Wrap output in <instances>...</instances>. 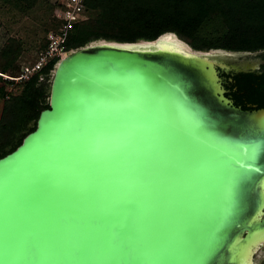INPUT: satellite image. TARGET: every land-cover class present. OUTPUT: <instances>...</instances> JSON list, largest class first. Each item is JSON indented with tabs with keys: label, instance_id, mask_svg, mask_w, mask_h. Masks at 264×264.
<instances>
[{
	"label": "water",
	"instance_id": "95a60500",
	"mask_svg": "<svg viewBox=\"0 0 264 264\" xmlns=\"http://www.w3.org/2000/svg\"><path fill=\"white\" fill-rule=\"evenodd\" d=\"M132 44L56 63L0 158V264H244L264 235V108L225 96L234 65Z\"/></svg>",
	"mask_w": 264,
	"mask_h": 264
},
{
	"label": "trees",
	"instance_id": "16d2710c",
	"mask_svg": "<svg viewBox=\"0 0 264 264\" xmlns=\"http://www.w3.org/2000/svg\"><path fill=\"white\" fill-rule=\"evenodd\" d=\"M38 1L14 0L26 9H32ZM82 4L86 19L71 32L66 42L67 51L98 40L151 42L168 33L176 35L195 51L264 50V0H157L155 4L145 0H82ZM61 9V0H58L53 19ZM47 33L34 60L21 67L16 64L18 53L15 55L9 49L2 52L10 58L0 70V95L4 98L0 118V158L21 144L35 129L39 113L48 109L50 82L58 59L48 62L26 81L16 84L3 78H17L23 67L38 60L47 47ZM226 77L230 79L226 97L233 100L236 107L242 110L264 108V75L255 78L249 73L228 74ZM236 86L240 94L234 92Z\"/></svg>",
	"mask_w": 264,
	"mask_h": 264
},
{
	"label": "rangeland",
	"instance_id": "374dc122",
	"mask_svg": "<svg viewBox=\"0 0 264 264\" xmlns=\"http://www.w3.org/2000/svg\"><path fill=\"white\" fill-rule=\"evenodd\" d=\"M145 1L152 4L157 2V0ZM56 2L58 0H39L32 9H26L14 0H9L7 3L0 2V70L10 58V56H3L2 52L5 49H9L15 55L18 53L16 64L19 67L34 60L40 45L44 43L46 33L54 27L53 10ZM175 37L180 40L176 35ZM103 41L90 42L86 46L96 45ZM181 42L186 50L195 51L187 43ZM70 52L72 51L68 53ZM201 53L227 65L252 64L257 66L260 63V59L251 55L247 56L248 54H234L235 52L224 50H209ZM253 264H264V246L259 251H255Z\"/></svg>",
	"mask_w": 264,
	"mask_h": 264
},
{
	"label": "built area",
	"instance_id": "2783aa9c",
	"mask_svg": "<svg viewBox=\"0 0 264 264\" xmlns=\"http://www.w3.org/2000/svg\"><path fill=\"white\" fill-rule=\"evenodd\" d=\"M62 9L54 16V27L47 33V47L39 54L38 60L31 66L23 67L17 78L4 79L14 82L28 80L32 75L41 71L48 62L64 57L69 51L66 50V42L75 26L86 19L82 0H61Z\"/></svg>",
	"mask_w": 264,
	"mask_h": 264
},
{
	"label": "bare ground",
	"instance_id": "6f19581e",
	"mask_svg": "<svg viewBox=\"0 0 264 264\" xmlns=\"http://www.w3.org/2000/svg\"><path fill=\"white\" fill-rule=\"evenodd\" d=\"M130 49L134 50H163V51H169V52H176L183 54L184 56H192L195 53H192L184 48V45L180 40H178L173 34H164L158 40H156L154 43H136L132 44L131 46H128ZM205 58L215 64H219L220 66H225L227 69V64L224 62H218L216 60H213V58H209L208 55H204ZM235 70H237V67H234ZM261 240H264V235L258 239H256L255 242H253L247 249L245 253L244 258V264H253L252 263V255L256 251L257 246Z\"/></svg>",
	"mask_w": 264,
	"mask_h": 264
},
{
	"label": "flooded vegetation",
	"instance_id": "af4514ba",
	"mask_svg": "<svg viewBox=\"0 0 264 264\" xmlns=\"http://www.w3.org/2000/svg\"><path fill=\"white\" fill-rule=\"evenodd\" d=\"M235 53H237V54H248L247 56H249V55L254 56V57H256V59H260V63L257 66L252 65V64L234 65V67L235 66L237 67V72H234V73H232V72L226 73L225 71H220L219 76L222 79L221 83H222L224 89L226 90V93L228 92V90L226 89V85L228 83V80H230V79H227V77H226V75H228V74L239 75V74H248L249 73V74H252L253 77H255V78L261 77L262 75H264V50H260V51H256V52H235ZM238 88L239 87H237V86L234 88V92L236 94H240ZM226 93H225V96L227 95ZM231 101L233 102V100H231ZM253 109H255V108H253Z\"/></svg>",
	"mask_w": 264,
	"mask_h": 264
},
{
	"label": "crops",
	"instance_id": "0c3cea01",
	"mask_svg": "<svg viewBox=\"0 0 264 264\" xmlns=\"http://www.w3.org/2000/svg\"><path fill=\"white\" fill-rule=\"evenodd\" d=\"M3 104H4V98H2V96L0 95V118H1V113L3 109Z\"/></svg>",
	"mask_w": 264,
	"mask_h": 264
}]
</instances>
